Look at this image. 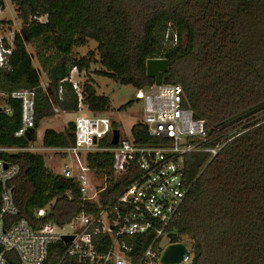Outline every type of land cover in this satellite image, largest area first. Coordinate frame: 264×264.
Segmentation results:
<instances>
[{"label": "trees", "instance_id": "trees-1", "mask_svg": "<svg viewBox=\"0 0 264 264\" xmlns=\"http://www.w3.org/2000/svg\"><path fill=\"white\" fill-rule=\"evenodd\" d=\"M10 1L21 30L14 33L9 69L0 70V148H28L39 123L53 116V108L76 112L77 97L64 80L73 68L87 73L96 55L102 68L98 76L137 90L154 85L146 75V62L165 59L168 71L163 84L180 86L182 106L206 122L205 146L214 147L231 133L236 135L210 161L208 153L185 157L184 172L191 187L168 227L170 242L181 238L190 242V264H264V0ZM5 23L0 20V27ZM168 25L177 33L176 46L164 41ZM88 41L97 44L96 53L71 58L73 49ZM34 56L39 68L33 65ZM41 72L48 77L45 88ZM25 89L35 93V125L16 137L21 104L10 94ZM82 91L90 112L108 111L109 100L96 93L92 79L87 78ZM112 126L117 128L114 122ZM131 133L138 144L156 142L138 123ZM73 143L72 122L63 132L46 129L41 140L47 149ZM100 146L111 145L103 138ZM0 158L18 168L9 182L18 209L11 220L24 218L37 230L46 222L63 227L81 213L96 212L95 204L82 201L72 180L45 167L41 155L0 152ZM114 162V154L108 152L87 156L96 173H110ZM135 177L136 172L123 176L100 202L114 198ZM66 192H71L70 200ZM52 200L46 216L36 218L35 211ZM140 241L138 251L144 250L148 237ZM65 250L61 242L50 245L44 264H77L74 257L64 256ZM4 257L7 264H20L15 252Z\"/></svg>", "mask_w": 264, "mask_h": 264}, {"label": "built area", "instance_id": "built-area-1", "mask_svg": "<svg viewBox=\"0 0 264 264\" xmlns=\"http://www.w3.org/2000/svg\"><path fill=\"white\" fill-rule=\"evenodd\" d=\"M164 41L170 46L178 43L177 33L169 25ZM12 49L13 38L0 30V70L9 69ZM80 73L73 68L64 80L70 83L77 97L76 112L80 116L73 122L74 143L59 149L68 158L60 174L77 185L82 201L97 206L96 212L75 216L66 224L70 232H60L65 225L59 227L52 222L36 230L24 218L11 220L18 216V209L9 182L17 175L18 168L0 158V264H7L4 254L11 251L16 253L20 264H44L49 246L58 242L66 246L64 256L74 257L77 264H162L165 248L176 244L170 242L168 227L191 187L184 172L185 157L208 153L210 161L236 135L231 137V133L214 147L205 146L208 140L206 122L195 119L192 111L182 106L180 86L162 84L153 85L142 95L138 122L156 142L138 144L131 132L129 137L122 136V129L117 127V145L100 146L103 138L110 143L113 121L99 117L103 113L90 112L83 103ZM10 98L21 104V127L15 136L22 137L35 125V93L18 90L12 92ZM83 110L90 115H84ZM53 112L59 114L57 108H53ZM17 151L33 153L35 148L32 144L25 149L0 148V152ZM94 152L114 154L110 173H96L88 166L87 156ZM132 172H136V177L118 195L104 204L100 202L102 194L112 184ZM97 180L101 182L95 186ZM64 195L71 199V192ZM54 203L52 200L45 208L35 211V217L44 218ZM62 236H73V239L64 243ZM146 236V247L138 251L140 240ZM163 237L166 246L160 245ZM185 249L181 263L190 264L191 251L186 246Z\"/></svg>", "mask_w": 264, "mask_h": 264}, {"label": "rangeland", "instance_id": "rangeland-1", "mask_svg": "<svg viewBox=\"0 0 264 264\" xmlns=\"http://www.w3.org/2000/svg\"><path fill=\"white\" fill-rule=\"evenodd\" d=\"M44 18H40V22H43ZM0 20L7 23L0 27L1 33L7 34L9 38L14 37V33L21 30V21L16 15V8L10 0H3V8L0 10ZM97 44L94 41H88L84 47L75 48L72 51L71 58L80 59L86 57L90 52L96 53ZM29 52H34L33 47H28ZM96 62H92L89 71L81 72L79 75L80 83L83 85L87 78L92 79V85L94 86L96 93L101 96H105L109 100V109L104 112L99 117L110 118L119 129H122V136L129 137L132 127L140 121V116L142 112L141 98L147 89L137 90L129 85H121L117 81L109 78L98 76L96 72L102 70L100 65L97 63L98 56L95 57ZM33 65L39 68V63L37 58H33ZM75 77V74L73 75ZM40 83L42 86L47 85L48 77L46 73L41 72ZM128 102L131 105L121 109ZM2 96H0V107H2ZM84 115L88 116L90 113L83 110ZM80 116L79 113H65V114H53L52 117L42 120L39 124V128L36 134L37 141L35 147H40L41 135L44 129L53 128L59 131L65 130L66 126L70 122H74L76 118ZM36 154L41 155L44 158L45 165L50 168V171L55 174H60L62 171V166L68 162V158L61 154L58 150L41 149ZM101 180H97L95 186H97ZM70 227L65 225L60 232H70ZM180 241L188 249H190L191 244L189 241L181 238ZM161 246H166V238L163 237L160 240ZM185 264V263H180Z\"/></svg>", "mask_w": 264, "mask_h": 264}, {"label": "water", "instance_id": "water-1", "mask_svg": "<svg viewBox=\"0 0 264 264\" xmlns=\"http://www.w3.org/2000/svg\"><path fill=\"white\" fill-rule=\"evenodd\" d=\"M168 71V62L165 59H151L146 62V75L154 80L155 86L163 84L164 74ZM119 141V130L114 129L110 145L115 146ZM73 236H62L61 240L64 243H70ZM186 249L182 243L168 245L161 257L162 264H180L185 255Z\"/></svg>", "mask_w": 264, "mask_h": 264}, {"label": "crops", "instance_id": "crops-1", "mask_svg": "<svg viewBox=\"0 0 264 264\" xmlns=\"http://www.w3.org/2000/svg\"><path fill=\"white\" fill-rule=\"evenodd\" d=\"M42 86V85H41ZM46 86V85H45ZM45 86H42L43 88H45ZM65 114L64 112H59V114ZM74 113H76V112H74ZM58 115V114H57ZM46 119H48V118H46ZM43 120H45V119H43ZM40 124V123H39ZM39 128V127H38ZM48 129V128H47ZM51 129H53V128H51ZM46 129H44V131H45ZM53 130H55V131H57V132H63L64 130H61V131H59V130H57V129H53ZM37 131H38V129L36 130V132H35V140L31 143L32 144V146L35 148V151L33 152L34 154H36L35 152H37V151H39V150H41V149H47V148H43L42 147V145H41V140H42V135H43V132H42V135H41V140H40V146H41V148L40 147H35L34 145H35V143H36V141H37V137H36V134H37ZM51 150V149H50ZM52 150H59V149H52ZM44 159V158H43ZM44 163H45V161H44ZM45 167L50 171V168H48L46 165H45ZM63 167V166H62Z\"/></svg>", "mask_w": 264, "mask_h": 264}]
</instances>
